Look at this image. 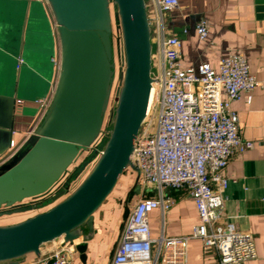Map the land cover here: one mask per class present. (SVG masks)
Instances as JSON below:
<instances>
[{
  "label": "water",
  "instance_id": "1",
  "mask_svg": "<svg viewBox=\"0 0 264 264\" xmlns=\"http://www.w3.org/2000/svg\"><path fill=\"white\" fill-rule=\"evenodd\" d=\"M46 1L58 27L59 79L40 126L25 147L0 166V210L36 208L17 204L49 192L101 135L115 77L111 4L122 33L123 68L112 128L97 162L74 192L54 207L20 223L0 226V264H24L28 255L40 257L45 245L61 238L67 243L83 240L77 252L86 263L88 242L95 236V214L129 168L137 174L131 191H142L140 171L131 158L147 117L153 83L146 0Z\"/></svg>",
  "mask_w": 264,
  "mask_h": 264
},
{
  "label": "crops",
  "instance_id": "2",
  "mask_svg": "<svg viewBox=\"0 0 264 264\" xmlns=\"http://www.w3.org/2000/svg\"><path fill=\"white\" fill-rule=\"evenodd\" d=\"M46 2L0 0V130L4 131L0 133V166L8 160L5 157L11 152L12 140L22 146L35 133L56 90L60 68L52 58L56 55L60 60L61 46L58 27ZM179 3L166 19L169 33L182 40L184 68L207 63L218 70L224 57L237 53L247 59L251 72L261 82L250 96L243 94L240 101L232 104L240 118L241 136L252 141L254 147L244 155H233L224 171L229 178L224 217L238 231L254 238L256 256L247 264H264V0ZM200 19L209 24L206 42L199 40L195 30ZM131 173L135 181L137 174ZM127 186L128 183L121 186L97 211L95 236L88 242L86 263L77 252L73 264L112 263L126 217L137 202L135 196L141 197V193L130 196L133 187ZM166 195L174 205L167 213L155 210L150 215L152 238L191 235L199 222L194 201L186 191L168 190ZM156 196V192L151 195ZM40 212L29 213L22 221ZM48 247L42 248L40 257L28 255L24 264H36L45 258ZM216 263L214 250L205 249L200 240L189 242L188 264Z\"/></svg>",
  "mask_w": 264,
  "mask_h": 264
},
{
  "label": "built area",
  "instance_id": "3",
  "mask_svg": "<svg viewBox=\"0 0 264 264\" xmlns=\"http://www.w3.org/2000/svg\"><path fill=\"white\" fill-rule=\"evenodd\" d=\"M146 6L152 30L154 106L148 110L131 158L143 182L141 197L128 214L111 264H188L191 240L214 250L216 264H247L256 256L254 238L224 217L229 200L224 171L233 155H244L254 147L241 136L240 118L232 104L243 94L250 96L261 82L247 59L237 53L224 57L218 70L207 63L184 68L182 40L169 33L166 19V14L179 8V0H146ZM195 30L201 42L208 40L205 19L195 24ZM53 62L60 68L59 59ZM97 140L87 149L89 154L102 153L101 139ZM25 145L17 146L12 140L7 159ZM168 190L188 193L199 222L189 236L154 239L150 215L171 210L174 200L166 195ZM151 192L157 196H148ZM80 244L58 239L47 244L46 257L36 264H73Z\"/></svg>",
  "mask_w": 264,
  "mask_h": 264
},
{
  "label": "trees",
  "instance_id": "4",
  "mask_svg": "<svg viewBox=\"0 0 264 264\" xmlns=\"http://www.w3.org/2000/svg\"><path fill=\"white\" fill-rule=\"evenodd\" d=\"M116 23L118 24V29H119V34H120V42H121L122 41L121 29L119 27V23L117 21H116ZM115 51H116V43H115V40H114V33H113V60L115 58ZM111 100H112V98H111ZM109 115H110V118L108 120L107 117H109ZM112 115H113V111L111 112V114H109V108H108L107 114L105 116V121H104L103 129H102L101 135L99 137V140L101 139L100 147H101L102 150H103V147H104L105 143L108 140V133H107L106 130L108 129V126H109V131L112 128V125H111ZM103 136H104V138H103ZM80 155H79V157H80ZM99 156L100 155H98L97 153L94 152L92 154L86 155L81 160V162H80L79 165H75L73 163L69 167V169L65 173V175L61 178V180L58 181L49 192H47L46 194H43V195H41V196H39L37 198H33L32 199L33 202L31 203L32 205H30V204L29 205L28 204H24L22 207H26V206H35V207H37V206H40L44 202H46L47 200L51 199L53 196H55V195H57L59 193H63V195L58 200H56L52 204L48 205L40 213L45 212V211L49 210L50 208L54 207L56 204H58L59 202H61L62 200H64L70 194H72L74 192V190L80 185V183L85 179V177L91 171V169L93 168V166L97 162ZM88 168H89V171L87 172V174L84 177H82L84 175V173L87 171ZM130 171H132L133 173H136L132 169ZM152 194L153 193L151 192V193L148 194V196H151ZM132 195H135V192L134 191L131 192L130 196H132ZM28 200H31V199H28ZM5 210H8L9 211V210H13V209L12 208H2L0 211H5Z\"/></svg>",
  "mask_w": 264,
  "mask_h": 264
},
{
  "label": "rangeland",
  "instance_id": "5",
  "mask_svg": "<svg viewBox=\"0 0 264 264\" xmlns=\"http://www.w3.org/2000/svg\"><path fill=\"white\" fill-rule=\"evenodd\" d=\"M40 2H42V1H40ZM45 2H46V0H45ZM47 3V2H46ZM112 5V4H111ZM111 12H112V18H113V33H114V40H115V43H116V51H115V58H114V60H113V63L115 64V68H114V71H115V77H114V84H113V90H112V96H111V98H112V100L110 101V105H109V114H111V112L113 111V109L115 108V101H114V98H115V93H116V90H117V88H118V85H119V75H120V72H121V69H122V58L120 57V50H121V48H120V34H119V29H118V24L116 23V18H115V14H116V9L114 8V6L112 5L111 6ZM49 31V30H48ZM51 32H53L52 30H51ZM48 33H50V31L48 32ZM55 56L56 55H54V57L52 58V59H55ZM55 66V65H54ZM109 118H110V115H109V117H107V119L109 120ZM153 119H154V123L156 124V121H157V118H156V114H154V116H153ZM109 123V122H108ZM111 128V127H110ZM106 131H109V126H108V129L106 130ZM89 153H90V150H87V151H84V152H82L81 153V155H80V157L76 160V162L74 163L75 165H79L80 164V162H81V160L86 156V155H89ZM8 156H9V154H8ZM8 156L7 157H5V159H7L8 158ZM4 159V160H5ZM8 161V160H7ZM2 161L0 160V163H1ZM74 165V166H75ZM131 169H129V170H127L126 172H125V174L122 176V178H121V180H120V182L118 183V185H117V187H116V189L114 190V192L112 193V195L108 198V199H110V198H112V196L114 195V193L117 191V192H119V190H120V188H121V186H123L124 184H127L128 183V186H127V188L129 189H131L133 186H134V183H135V181H133L134 180V177H133V174L131 173V171H130ZM89 171V168L87 169V171L84 173V175L82 176V177H84L86 174H87V172ZM82 179V178H81ZM81 181V180H80ZM140 186H142L143 185V182H142V180H140ZM77 185V184H76ZM143 187V186H142ZM139 195H137V196H135L136 197V201H138L140 198L138 197ZM33 201H32V199L31 200H25L24 202H22V203H20V204H17V206H19V207H21V208H23L22 206L24 205V204H30V205H32L31 203H32ZM107 202V201H106ZM105 202V203H106ZM104 203V204H105ZM33 207H35V206H33ZM47 206H45V207H41V208H34V209H32V210H27V211H22V212H16L15 210H5V211H2L3 213H5V214H3L2 216H0V226H8V225H13V224H17V222L18 223H20L19 221H21L22 222V219H24L23 217H25L26 215H28L29 213H31V212H33V211H35V210H38V211H42L44 208H46ZM1 212V211H0ZM9 212V213H8ZM11 212V213H10ZM122 219V221L124 222V218H121ZM126 219H127V217H126ZM123 229V228H122ZM46 246V245H45ZM48 246V245H47Z\"/></svg>",
  "mask_w": 264,
  "mask_h": 264
},
{
  "label": "bare ground",
  "instance_id": "6",
  "mask_svg": "<svg viewBox=\"0 0 264 264\" xmlns=\"http://www.w3.org/2000/svg\"><path fill=\"white\" fill-rule=\"evenodd\" d=\"M154 106V92H151V96H150V103H149V113L152 111Z\"/></svg>",
  "mask_w": 264,
  "mask_h": 264
}]
</instances>
